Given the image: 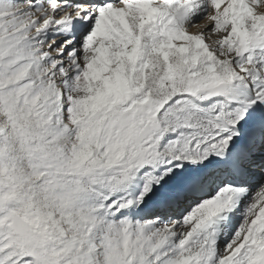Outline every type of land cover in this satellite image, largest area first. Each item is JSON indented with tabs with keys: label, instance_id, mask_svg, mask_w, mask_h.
I'll return each mask as SVG.
<instances>
[{
	"label": "snow or ice",
	"instance_id": "snow-or-ice-1",
	"mask_svg": "<svg viewBox=\"0 0 264 264\" xmlns=\"http://www.w3.org/2000/svg\"><path fill=\"white\" fill-rule=\"evenodd\" d=\"M0 264H264V0H0Z\"/></svg>",
	"mask_w": 264,
	"mask_h": 264
}]
</instances>
